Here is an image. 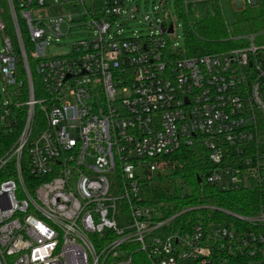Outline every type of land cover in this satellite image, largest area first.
<instances>
[{"label":"built area","instance_id":"obj_1","mask_svg":"<svg viewBox=\"0 0 264 264\" xmlns=\"http://www.w3.org/2000/svg\"><path fill=\"white\" fill-rule=\"evenodd\" d=\"M20 2L17 14L8 0L18 51L8 37L0 49V131L15 132L26 108L16 141L0 157V264H264L259 33L236 37L243 46L228 53L184 57L171 41L167 0L156 30L129 38L119 22L133 19L128 0ZM69 8L81 18H44ZM65 24L92 34L47 57ZM37 110L45 121L34 129ZM196 146L212 165L206 184L259 190L256 215L222 210L237 223L186 227L175 221L193 209L164 218L148 203L145 184L164 170L163 158Z\"/></svg>","mask_w":264,"mask_h":264},{"label":"trees","instance_id":"obj_2","mask_svg":"<svg viewBox=\"0 0 264 264\" xmlns=\"http://www.w3.org/2000/svg\"><path fill=\"white\" fill-rule=\"evenodd\" d=\"M19 14L20 0H12ZM220 1L216 0H177V15L184 24V57H198L228 53L242 47L236 37L252 34H264V0H257L254 5H247L237 11L232 24H228ZM0 22L4 30L0 31L1 44L9 38L18 51L14 25L10 14L8 0H0ZM22 26V36L28 43V34ZM264 43V38L261 41ZM28 46V45H27ZM1 49V47H0ZM27 50H29L27 48ZM33 74L35 97L40 98L41 83L35 72L34 63L30 62ZM20 75L23 64L19 63ZM26 92V90H25ZM24 92V93H25ZM26 96L23 97L25 99ZM20 112V122L16 131H0V157L16 141L24 122V110ZM44 116L36 111L34 129L44 126ZM165 171L155 173L146 185V197L150 205L158 206L164 218L177 217L175 225L190 227L197 224H221L230 226L236 219L224 213L240 216H254L258 213L261 195L256 188H236L222 190L218 185L205 183V176L211 171L207 150L202 146L184 147L163 158ZM198 178L202 183H198Z\"/></svg>","mask_w":264,"mask_h":264},{"label":"rangeland","instance_id":"obj_3","mask_svg":"<svg viewBox=\"0 0 264 264\" xmlns=\"http://www.w3.org/2000/svg\"><path fill=\"white\" fill-rule=\"evenodd\" d=\"M163 0H128L126 3V8L129 10L130 14L134 13L133 19H129L128 15H125L119 20L120 24H123L124 34L126 37L135 36H146L150 34L151 31L156 30V25L164 20V5ZM236 0H221V6L223 9L224 16L228 24H232L234 21V16L237 11H239L235 6L234 2ZM177 0H167L166 12L169 14V21L174 25L175 31L171 39L172 44L176 49L185 51V40H184V24L179 19L177 15ZM158 10V11H157ZM67 13L73 15V21L79 20L81 17L78 15L75 8H69L68 12L61 10L56 16L44 17L48 20H58L62 15ZM66 24L63 26V31L65 36L60 38L57 43H51L47 48V57L60 56L69 52L72 45L79 40L91 35V31L87 30L85 27H72L68 32L66 30ZM264 38V34L259 33L258 42H261ZM0 47L1 38H0ZM2 77L0 76V104H3L6 100L5 94L2 92ZM264 138V137H262ZM165 171V165L164 170ZM226 180L224 181V183ZM253 183V182H252ZM147 199V198H146Z\"/></svg>","mask_w":264,"mask_h":264},{"label":"water","instance_id":"obj_4","mask_svg":"<svg viewBox=\"0 0 264 264\" xmlns=\"http://www.w3.org/2000/svg\"><path fill=\"white\" fill-rule=\"evenodd\" d=\"M198 183L201 184L202 183V180L200 178H198Z\"/></svg>","mask_w":264,"mask_h":264},{"label":"crops","instance_id":"obj_5","mask_svg":"<svg viewBox=\"0 0 264 264\" xmlns=\"http://www.w3.org/2000/svg\"><path fill=\"white\" fill-rule=\"evenodd\" d=\"M242 10V9H241ZM240 11V10H239Z\"/></svg>","mask_w":264,"mask_h":264}]
</instances>
